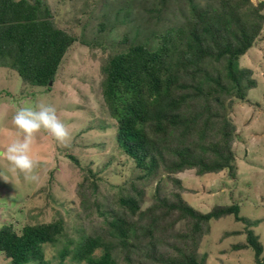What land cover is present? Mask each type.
Returning <instances> with one entry per match:
<instances>
[{"label":"trees","instance_id":"obj_1","mask_svg":"<svg viewBox=\"0 0 264 264\" xmlns=\"http://www.w3.org/2000/svg\"><path fill=\"white\" fill-rule=\"evenodd\" d=\"M153 1L155 7L148 12L158 13L159 20L173 2L183 1L184 22L152 33L150 43L130 42L124 35L118 41L121 48L115 43L109 46L112 54L100 68L101 96L117 124L116 150L137 174L118 185L113 197L98 193L99 185L91 175L76 190L81 203H86L87 190L105 202L109 217H105V236L85 234L75 225L81 232L78 239H68L69 245L49 259L47 249L68 236L63 218L26 225L21 231L5 224L0 229V253L10 264H119L121 259L125 264H205L198 250L209 222L233 215L246 223L238 204L201 213L180 194L163 195L161 182L165 178L180 186L172 175L188 170L198 176L237 171L233 145L238 136L230 114L234 101H245L248 91L257 87L253 71L241 67L240 61L261 36L264 4ZM129 12L122 21L128 20ZM76 43V36L57 27L42 0H0V68L16 72L24 84L51 87ZM68 158L78 164L76 157ZM154 181H158L156 202L142 210L145 185ZM53 201L63 206V199ZM169 217L174 218L170 223ZM181 220L187 228L184 232L175 229ZM171 229L181 244H167L164 250L157 234ZM247 232L248 245L238 244L237 249L251 246L255 264H264L263 245L252 231ZM97 250L101 254L95 256Z\"/></svg>","mask_w":264,"mask_h":264},{"label":"rangeland","instance_id":"obj_2","mask_svg":"<svg viewBox=\"0 0 264 264\" xmlns=\"http://www.w3.org/2000/svg\"><path fill=\"white\" fill-rule=\"evenodd\" d=\"M42 1L49 6L57 27L76 36L77 43L69 50L56 80L48 88L31 87L16 72L0 68V153L18 138L13 116L20 107L41 103L55 106L59 118L61 114L60 119L69 126L72 138L65 145L50 133L42 131L37 135L31 154L38 157V182L11 171L9 162L0 155V229L11 224L21 231L26 225L63 218L68 236L47 249L46 256L50 259L64 245H69L68 239H78L81 232L74 229L75 225L85 234L97 232L105 236V217L109 218L105 202L97 201L88 190L86 203L77 198L76 190L85 176H94L98 193L113 197L119 191L118 185L137 175L132 172L131 163L116 150L117 124L101 96L100 68L103 60L112 54L109 46L115 43L121 48L118 41L124 35L130 42L150 43L154 41L152 33L164 32L184 19L180 13L183 1L173 2L160 20L158 13L148 12L155 7L153 0ZM260 3L264 4V0H252L254 6ZM128 11V20L122 21ZM240 65L253 71L257 87L248 91L245 101L235 100L230 114L238 136L233 145L237 171L198 176L194 170H188L172 175V179L180 180V186L165 178L161 182L163 195L180 194L201 213L218 206L240 205V216L246 223L237 221L233 215L209 222L198 250V257L205 258V264H255L251 246L237 249L238 244L248 245L247 230L258 237L264 248V25L261 36L241 58ZM92 127L93 130L82 132ZM68 155L76 157L78 164ZM157 184L154 181L145 185L142 210L156 202ZM62 199L63 206L57 207L53 200ZM68 210L72 212L67 214ZM173 219L169 217L168 223ZM175 229L184 232L187 228L181 220ZM171 230L157 234L164 250L167 244H181ZM100 254L101 250H97L95 256ZM122 260L118 263L125 264ZM0 264H10L1 253Z\"/></svg>","mask_w":264,"mask_h":264},{"label":"clouds","instance_id":"obj_3","mask_svg":"<svg viewBox=\"0 0 264 264\" xmlns=\"http://www.w3.org/2000/svg\"><path fill=\"white\" fill-rule=\"evenodd\" d=\"M18 138L0 153L11 165V171L22 173L26 180L38 182L36 169L39 162L31 152L42 131L50 133L58 142L67 145L72 138L69 126L57 115L55 106L39 104L35 107H20L13 116Z\"/></svg>","mask_w":264,"mask_h":264},{"label":"water","instance_id":"obj_4","mask_svg":"<svg viewBox=\"0 0 264 264\" xmlns=\"http://www.w3.org/2000/svg\"><path fill=\"white\" fill-rule=\"evenodd\" d=\"M49 85H50V86H52V85H53V83L51 82Z\"/></svg>","mask_w":264,"mask_h":264},{"label":"crops","instance_id":"obj_5","mask_svg":"<svg viewBox=\"0 0 264 264\" xmlns=\"http://www.w3.org/2000/svg\"><path fill=\"white\" fill-rule=\"evenodd\" d=\"M263 129H264V128H263ZM261 150H262V149H259V148H258V151H261Z\"/></svg>","mask_w":264,"mask_h":264},{"label":"bare ground","instance_id":"obj_6","mask_svg":"<svg viewBox=\"0 0 264 264\" xmlns=\"http://www.w3.org/2000/svg\"><path fill=\"white\" fill-rule=\"evenodd\" d=\"M35 30V29H34Z\"/></svg>","mask_w":264,"mask_h":264}]
</instances>
